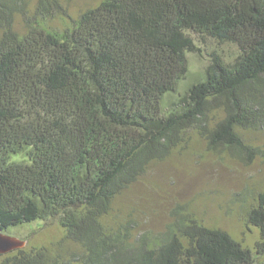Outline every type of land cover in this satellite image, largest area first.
<instances>
[{"label": "trees", "instance_id": "1", "mask_svg": "<svg viewBox=\"0 0 264 264\" xmlns=\"http://www.w3.org/2000/svg\"><path fill=\"white\" fill-rule=\"evenodd\" d=\"M72 1L0 0V230L56 219L83 264H251L250 248L189 211L133 247L107 218L194 136L264 161L247 137L264 124V0H94L73 23L47 25ZM192 33L235 51L214 50L182 91ZM249 222L264 239V190ZM0 264L60 261L24 246Z\"/></svg>", "mask_w": 264, "mask_h": 264}, {"label": "rangeland", "instance_id": "2", "mask_svg": "<svg viewBox=\"0 0 264 264\" xmlns=\"http://www.w3.org/2000/svg\"><path fill=\"white\" fill-rule=\"evenodd\" d=\"M93 1L74 0L64 4L47 20V25L55 29L73 23ZM31 2L34 4L36 0ZM17 22L22 28L21 18ZM192 35L199 49L188 54L190 73L182 80V91L204 70L214 50L219 54L235 51L232 44L217 46L210 37ZM247 137L254 144L264 145V124L248 132ZM23 158V154L13 156L15 160ZM262 190L264 161L260 157L247 164L225 152L210 150L202 138L194 136L186 148L152 163L147 172L118 197L107 221L115 232L127 233V245L133 247L141 234L164 232L177 214L189 211L205 225L228 231L250 248L251 264H264V252L258 245L264 239L260 228L249 222L250 210L258 207V194ZM3 232L25 240V248H48L52 258L59 259L60 264L84 263L83 248L66 237L65 229L56 219L11 226Z\"/></svg>", "mask_w": 264, "mask_h": 264}, {"label": "water", "instance_id": "3", "mask_svg": "<svg viewBox=\"0 0 264 264\" xmlns=\"http://www.w3.org/2000/svg\"><path fill=\"white\" fill-rule=\"evenodd\" d=\"M25 245V240L8 235L0 230V254H6L15 249L23 248Z\"/></svg>", "mask_w": 264, "mask_h": 264}]
</instances>
